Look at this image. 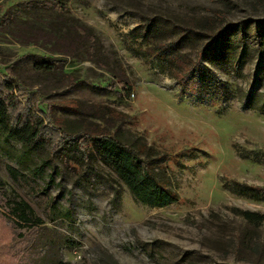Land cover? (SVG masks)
I'll return each instance as SVG.
<instances>
[{
	"label": "rangeland",
	"instance_id": "obj_1",
	"mask_svg": "<svg viewBox=\"0 0 264 264\" xmlns=\"http://www.w3.org/2000/svg\"><path fill=\"white\" fill-rule=\"evenodd\" d=\"M61 3L66 15L88 25L96 37L88 56L62 60L68 76L35 67L59 55L0 36V77L16 85L19 109L36 102L47 141L45 148L22 152L20 142L0 130V264H253L257 247H264V226H252L234 209L264 214V200L239 197L224 185L264 187V113L238 98L248 91L264 102V54L254 40L255 33L264 35V0ZM3 13L33 26H41L39 18L57 15L47 0H0V17ZM218 13L235 22L237 39L221 40L214 54L205 48L198 58L225 83L228 91L221 98L211 91L181 90L151 54L129 48L140 38L124 36L131 28L146 27L173 52L194 59L206 37L196 26V39L179 28ZM217 24L210 21L213 28ZM100 63L120 67L129 81L127 96L106 85L110 76ZM72 101L102 106L103 117L114 116L121 139L134 142L138 157L177 202L150 208L134 201L100 161L90 168L55 151L64 137L84 145L83 124L107 127L101 118L72 108ZM5 164L35 179L44 195L32 199ZM20 200L30 205L31 219H41L40 234L1 216L6 202ZM243 244L247 253L237 259L235 250Z\"/></svg>",
	"mask_w": 264,
	"mask_h": 264
},
{
	"label": "trees",
	"instance_id": "obj_2",
	"mask_svg": "<svg viewBox=\"0 0 264 264\" xmlns=\"http://www.w3.org/2000/svg\"><path fill=\"white\" fill-rule=\"evenodd\" d=\"M61 1L47 0L48 4L55 7L57 15L39 18L41 26H33L4 13L0 17V36H6L22 46L36 45L62 57L52 60L44 59L35 63L38 70L56 77L68 76L62 70L61 62L65 57H81L82 54L88 56L91 50L95 49L94 43H96V37L91 28L66 15V7ZM210 21H215L218 24L213 28ZM234 23L224 21L222 14L218 13L214 14L211 19H205L204 22L186 23L181 26L180 34L192 31V36L196 39L193 31V27L196 26L197 33L200 32L203 37H206L204 41L199 42L201 48L196 51L194 59H187L173 52L168 42L155 38L154 34L146 27L131 28L124 36L129 40L140 38L136 47L129 46V48L138 53L141 51L143 56L151 54L166 73L174 78L181 90L200 95L211 91L221 98L228 91L225 83L219 80L208 67L201 65L198 56L205 48L214 54V47L218 46L221 40L234 42L237 39L233 33ZM254 40L257 50L264 54V35L255 33ZM100 66L110 76L106 85L117 86V90H115L117 95L127 96L130 92L129 81L120 67L118 65L108 67L101 63ZM16 89V85L13 86L9 78L0 77V130L19 141L23 147L22 152L29 151L34 146L45 148L47 141L42 133L43 122L37 113L43 112L37 107L36 102L32 105L35 111L27 106L23 110L19 109V101L14 94ZM238 98L242 101L243 106L253 107L264 113V102L255 97L252 92H239ZM71 105L80 113L101 118L106 122L107 127L97 128L94 125L83 124L82 131L88 137L84 145L78 142L77 138L64 137L63 142L56 144L55 151L61 152L67 161H73L77 165L88 162L90 167L95 159L100 161L105 167H109L122 184L128 188L134 201L150 208H164L177 202L178 199L173 191L166 187L148 168V164L138 157L134 142L121 139L118 126L114 124V119H116L114 116H109L111 120L108 117H103L102 106L99 105L83 104L77 101H72ZM5 165H8L7 172L13 182L27 190L32 199L44 195V192L38 189L35 179H31L21 170L9 164ZM224 188L239 197L253 201L264 200V187H253L245 183L230 181L225 183ZM52 202L53 200H50L47 203L49 212L53 207ZM234 212L240 217L242 216L252 226H264V214L262 213L238 209H234ZM32 215L33 211L30 205L21 200L20 202H6V209L1 213V216L5 220L11 221L13 225L31 226L26 227L28 231L40 234L38 230L42 227V221L39 218L31 219ZM246 250L247 247L244 244L239 245L235 250L236 258L239 259L244 254L246 255ZM254 255H252L253 264H264V247H257Z\"/></svg>",
	"mask_w": 264,
	"mask_h": 264
}]
</instances>
